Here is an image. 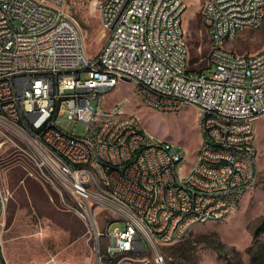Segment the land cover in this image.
Masks as SVG:
<instances>
[{
    "label": "built area",
    "instance_id": "built-area-1",
    "mask_svg": "<svg viewBox=\"0 0 264 264\" xmlns=\"http://www.w3.org/2000/svg\"><path fill=\"white\" fill-rule=\"evenodd\" d=\"M90 1L107 34L95 56L88 53L70 0H0V145L20 147L19 139L29 143L37 166L68 190L97 237H108L103 252L97 246L102 264L105 256L147 251L156 264H165L162 246L186 238L192 219H226L236 206V185H243L245 193L258 181L254 157L259 154L256 125L264 116V46L239 53L227 43L243 29L264 24V0L204 3L207 68H214L213 77L204 71L191 74L190 55L180 46V38L188 40V0ZM124 79L142 86L153 109L198 108L203 153L191 166V176L178 169V156L186 154L143 134L140 117L125 113L122 101L97 113L107 92ZM41 100H48V107H41ZM69 102H81L82 110H69ZM106 112H115L114 121H106ZM62 116L89 125V132H69L64 138H71L72 146L54 152L50 141H57ZM100 127H107L108 141H101ZM233 131H242V138H233ZM205 145H213V152L204 153ZM169 157H176V165H168ZM126 160H143V167L122 170ZM235 160H244V167L232 168ZM73 162H86V170L75 171ZM100 163H108V171H101ZM229 173H236V180H229ZM141 177H150L155 188L138 186ZM158 182L166 183L165 192H158ZM100 184H120L132 200L100 192ZM221 193H232V201H220ZM179 194L187 195L189 213L174 208ZM191 196H198V203H191ZM0 198L3 232L9 196L1 186ZM133 203L144 205V213L130 212ZM102 207L115 215L107 225L120 223L114 234L98 227ZM0 264H9L2 233Z\"/></svg>",
    "mask_w": 264,
    "mask_h": 264
},
{
    "label": "rangeland",
    "instance_id": "rangeland-1",
    "mask_svg": "<svg viewBox=\"0 0 264 264\" xmlns=\"http://www.w3.org/2000/svg\"><path fill=\"white\" fill-rule=\"evenodd\" d=\"M185 15L193 75L209 71L206 59L209 37L202 10L206 0H188ZM71 13L81 23L87 39V50L95 56L102 48L107 34L100 13L90 0H70ZM264 46V24L260 28L243 29L227 43L239 53H255ZM85 76L89 73L85 72ZM103 106L109 109L115 102L125 104L127 114H137L147 132L155 139L170 141L186 154L187 170L196 162L203 142L199 120L200 111L192 105L181 111H159L144 103L130 82L123 81L106 94ZM64 130L87 135L89 125L74 122L67 116L59 118ZM258 181L236 202L233 212L223 220L196 224L182 240L162 246L165 264H261L254 262L251 247L264 242V232L254 236L255 227L264 217V116L257 125ZM20 147L5 142L0 145V186L9 199L5 212L6 225L2 242L9 264H102L97 253L109 243L106 236L97 237L90 221L81 217L75 200L57 180H51L30 156L29 143L16 140ZM45 172L49 175L48 170ZM114 214L99 208L96 221L100 231L108 234V222ZM120 223L110 225V230ZM125 221L121 222L124 225ZM103 264H156L151 251L105 256Z\"/></svg>",
    "mask_w": 264,
    "mask_h": 264
},
{
    "label": "bare ground",
    "instance_id": "bare-ground-1",
    "mask_svg": "<svg viewBox=\"0 0 264 264\" xmlns=\"http://www.w3.org/2000/svg\"><path fill=\"white\" fill-rule=\"evenodd\" d=\"M180 46L183 48L187 55H190L189 42L187 38H180ZM126 82L131 83V79H124ZM121 82L117 83L118 86ZM134 90L138 97L146 103L148 106L153 108V102L151 99H147V94H143L142 86L133 85ZM106 102H102V106H97V113H104V107ZM41 107H48V100H41ZM69 110L71 111H81L82 103L81 102H69ZM166 111H176V109H167ZM115 112H106V121H114ZM140 127L143 128V134H149L140 118ZM101 141H108V131L107 127H100ZM64 135H69V132L60 128V134H57V141H50V148L54 150V152H62V145L64 146H72L71 138H64ZM233 138H242V131H233ZM163 142H169L170 147H178L176 144L162 140ZM203 143L200 148V153H203ZM213 145H205L204 153H212ZM186 156H178V169H183L184 176H191V169L187 170L186 164ZM254 164H258V157H254ZM168 165H176V157L168 158ZM143 167V160H126L122 163V170H134L140 169ZM244 160H235L232 161V168H243ZM73 169L75 171H85L86 170V162H73ZM101 171H108V163H100ZM229 180H236V173H229ZM257 183V182H256ZM254 183V185L256 184ZM138 186H148V188H155V181H150V177H141L138 179ZM166 183L158 182V192H165ZM100 192H104L109 195H114L122 202H130L132 200V193L127 191L125 188L120 187V184H100ZM244 193L243 185H236V193H235V202L242 196ZM220 201H232V193H221ZM191 203H198V196H191ZM187 204V195L179 194L176 196L174 200V208H181V213H189V206ZM0 208H4V200L0 198ZM130 212L133 213H144V205L141 203H133L130 204ZM224 218L219 217H208V218H198L191 220V227H194L198 223H204L210 220H223ZM2 233V226H0V235ZM108 234H114V230H110V225L108 227Z\"/></svg>",
    "mask_w": 264,
    "mask_h": 264
},
{
    "label": "trees",
    "instance_id": "trees-1",
    "mask_svg": "<svg viewBox=\"0 0 264 264\" xmlns=\"http://www.w3.org/2000/svg\"><path fill=\"white\" fill-rule=\"evenodd\" d=\"M201 71L202 70H199L198 72H201ZM262 232H264V217L259 222V224L255 227L254 236L257 238ZM250 250H251L253 261L254 262L260 261L261 264H264V242L260 243L257 248L251 247Z\"/></svg>",
    "mask_w": 264,
    "mask_h": 264
}]
</instances>
